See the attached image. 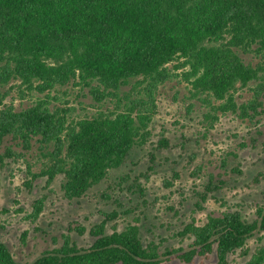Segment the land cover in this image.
Masks as SVG:
<instances>
[{"label":"trees","instance_id":"1","mask_svg":"<svg viewBox=\"0 0 264 264\" xmlns=\"http://www.w3.org/2000/svg\"><path fill=\"white\" fill-rule=\"evenodd\" d=\"M237 49L264 53V0H0V147L8 136L27 150L36 139L47 158L40 174L48 184L63 174L65 196L80 197L121 166L135 145L148 141L155 93L176 59L190 66L197 90L226 99L219 106L224 112L258 113L262 88L242 105L233 96L238 82L260 77ZM134 79L139 84L121 95ZM12 80L42 92L78 82L99 101L115 98L116 107L76 120L69 119L68 108H51L46 99L16 110L2 90ZM14 155L8 146L0 169ZM44 205L41 196L27 216L37 220ZM105 225L92 228L96 239L89 247L65 235L60 247L32 262L17 260L0 240V264H161L175 255L191 262L214 250L216 264H229L231 252L264 232V207L253 221L225 211L204 224L187 223L180 233L192 234L193 242L163 253L155 243L144 245L138 224L111 233ZM245 264H264V243Z\"/></svg>","mask_w":264,"mask_h":264},{"label":"rangeland","instance_id":"2","mask_svg":"<svg viewBox=\"0 0 264 264\" xmlns=\"http://www.w3.org/2000/svg\"><path fill=\"white\" fill-rule=\"evenodd\" d=\"M237 51L246 64L260 70V77L247 85L238 82L234 99L245 104L257 87L262 88L258 113L224 112L219 106L226 99L197 90L188 76L190 66L176 59L168 64L169 79L155 93L156 113L149 123L148 141L135 145L121 166L80 197L65 196L63 174L49 184L40 174L47 158L39 141L33 139L27 150L8 136L0 154L10 146L15 155L6 157L0 169V240L15 258L32 262L44 251L60 247L65 235L78 246L89 247L96 239L92 228L103 221L107 233L138 224L144 245L155 243L163 253L189 247L194 236L180 231L192 221L204 224L208 216L225 211H239L249 221L257 218V209L264 207V85L260 87L264 53ZM136 83L134 79L125 85L121 95ZM5 89V102L16 110L46 99L51 108H68L70 120L116 107L115 98L99 101L90 86L78 82L42 92L12 80ZM162 139L166 144L160 143ZM41 196H45L44 209L34 221L27 215ZM263 243L264 232H257L244 248L229 254V264H245ZM217 260L214 250L191 262L175 255L161 264H216Z\"/></svg>","mask_w":264,"mask_h":264}]
</instances>
